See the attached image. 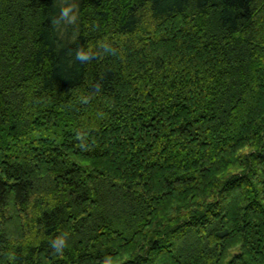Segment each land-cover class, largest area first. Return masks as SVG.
Instances as JSON below:
<instances>
[{"label": "trees", "instance_id": "obj_1", "mask_svg": "<svg viewBox=\"0 0 264 264\" xmlns=\"http://www.w3.org/2000/svg\"><path fill=\"white\" fill-rule=\"evenodd\" d=\"M0 264H264V0H0Z\"/></svg>", "mask_w": 264, "mask_h": 264}, {"label": "clouds", "instance_id": "obj_2", "mask_svg": "<svg viewBox=\"0 0 264 264\" xmlns=\"http://www.w3.org/2000/svg\"><path fill=\"white\" fill-rule=\"evenodd\" d=\"M68 9H64V11L61 13V15H67ZM56 243H59L60 247H56ZM52 247L57 251L61 252L62 249L65 247V243L63 242V238H59L55 243H52Z\"/></svg>", "mask_w": 264, "mask_h": 264}]
</instances>
